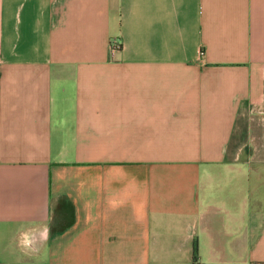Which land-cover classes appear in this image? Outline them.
<instances>
[{"label": "crops", "instance_id": "crops-1", "mask_svg": "<svg viewBox=\"0 0 264 264\" xmlns=\"http://www.w3.org/2000/svg\"><path fill=\"white\" fill-rule=\"evenodd\" d=\"M0 264H264V0H0Z\"/></svg>", "mask_w": 264, "mask_h": 264}, {"label": "built area", "instance_id": "built-area-1", "mask_svg": "<svg viewBox=\"0 0 264 264\" xmlns=\"http://www.w3.org/2000/svg\"><path fill=\"white\" fill-rule=\"evenodd\" d=\"M118 48H119L118 44H116V43L112 44V50L113 51L118 49Z\"/></svg>", "mask_w": 264, "mask_h": 264}]
</instances>
